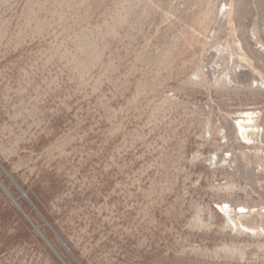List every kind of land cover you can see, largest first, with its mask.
<instances>
[{
  "label": "rangeland",
  "instance_id": "1",
  "mask_svg": "<svg viewBox=\"0 0 264 264\" xmlns=\"http://www.w3.org/2000/svg\"><path fill=\"white\" fill-rule=\"evenodd\" d=\"M0 264H264V0H0Z\"/></svg>",
  "mask_w": 264,
  "mask_h": 264
},
{
  "label": "bare ground",
  "instance_id": "2",
  "mask_svg": "<svg viewBox=\"0 0 264 264\" xmlns=\"http://www.w3.org/2000/svg\"><path fill=\"white\" fill-rule=\"evenodd\" d=\"M245 114V117L244 118H242L243 119V123H248V124H251V123H253L254 122V120L250 117L252 114L251 113H248V112H246V113H244ZM243 114V115H244ZM246 126L245 125H239V129H240V131H241V134L243 135V136H245V130H246ZM224 207V206H223ZM227 208V207H226ZM240 210L242 211V213H245L246 212V210H245V208H240Z\"/></svg>",
  "mask_w": 264,
  "mask_h": 264
},
{
  "label": "water",
  "instance_id": "3",
  "mask_svg": "<svg viewBox=\"0 0 264 264\" xmlns=\"http://www.w3.org/2000/svg\"><path fill=\"white\" fill-rule=\"evenodd\" d=\"M14 201V200H13ZM15 202V201H14ZM26 218H27V216H26Z\"/></svg>",
  "mask_w": 264,
  "mask_h": 264
}]
</instances>
